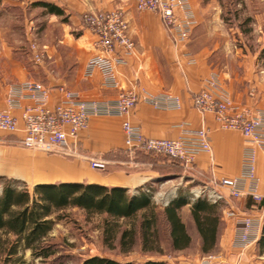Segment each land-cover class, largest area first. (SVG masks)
Here are the masks:
<instances>
[{"label": "crops", "instance_id": "obj_1", "mask_svg": "<svg viewBox=\"0 0 264 264\" xmlns=\"http://www.w3.org/2000/svg\"><path fill=\"white\" fill-rule=\"evenodd\" d=\"M189 1L197 24L186 42L175 45L160 18L150 11L137 10L134 0H0L1 110L8 108L9 87L26 80L38 81L48 88L52 103L61 97L62 88L76 91L86 100L111 103L121 89L134 84L153 95H175L180 100L179 108H158L141 101L132 108L129 120L139 126L145 136L176 138L184 128L205 126L212 146V153L199 154L191 169L175 166L177 170L160 175L155 167L163 161L150 162L143 156L145 151L130 152L124 148L122 117L94 115L79 134L78 156L17 146L10 143L9 134L1 131L0 146L4 147V165L8 169L5 174L32 185L39 182H95L138 193L146 188L155 190L154 185L159 184L161 178L187 173L205 183L210 190L223 194L216 247L227 245L237 251L241 249L232 246L236 223L227 211L262 219L264 202H255L250 197L231 198L215 183V179L239 173L244 139L237 130L219 128L211 114L202 117L192 106V95L201 89L203 80L215 72L235 103L264 108V10L260 15L263 29L258 36L262 43L252 48L245 43L236 45L235 35L223 30L224 23L215 0L206 3ZM214 6L217 8L215 14L211 13ZM52 7L60 9L61 13L50 11ZM114 8L123 11L127 34L134 42V51L127 63L116 67L118 88L104 86L99 71L90 77L83 75L86 61L98 49L95 35L82 22V14ZM217 27L220 31L215 30ZM191 40L193 43L189 44ZM32 43L42 54L39 63L33 59ZM184 53H189L188 57L194 60L192 64L188 63ZM251 88L255 89L254 96L249 94ZM19 103L25 105L29 100L22 98ZM11 113L21 126L20 107L12 108ZM90 160L104 161L108 170L90 168ZM263 172V154L258 152L257 173ZM182 191L185 190L177 187L168 192L161 205ZM152 198H155L154 192ZM190 201H193L192 197ZM189 206L181 208V218L191 236V244L200 245ZM241 259L236 256L234 261L233 257L223 260L240 263Z\"/></svg>", "mask_w": 264, "mask_h": 264}, {"label": "built area", "instance_id": "obj_2", "mask_svg": "<svg viewBox=\"0 0 264 264\" xmlns=\"http://www.w3.org/2000/svg\"><path fill=\"white\" fill-rule=\"evenodd\" d=\"M139 11L156 14L169 32L175 45L186 42L197 24V19L189 0H134ZM84 26L95 35L98 52L88 58L83 75L90 77L95 71L102 75V84L119 87L117 69L127 63L134 51V42L127 34V22L121 9L105 11L89 10L82 14ZM35 62H41L42 54L37 46L30 45ZM189 56V53H184ZM193 59L188 57V63ZM254 96L255 89L249 91ZM29 103L20 105L19 99ZM150 103L158 108H179L180 100L175 95H153L144 88L130 85L121 89L111 103L86 100L78 92L61 89V97L50 100V90L34 80L11 85L7 93V109H0V131L9 134L10 143L17 146L39 149L63 156H78L79 134L94 115H112L123 118L121 123L124 148L127 151L143 150L161 154L178 160L186 169H191L196 157L201 153L211 154L212 146L205 126L193 129L184 128L176 138H152L145 136L140 127L129 120L132 108L138 102ZM193 108L204 117L211 114L221 129L237 130L244 139L241 154V167L236 176L215 179L231 198L250 197L255 202H264V172L257 173V154L264 160V108L237 104L222 86L215 72L202 82L201 89L192 95ZM20 107L18 118L11 113L12 108ZM91 168L103 170L106 163L90 160ZM206 197L212 202L222 201L223 194L217 190L195 194L193 197ZM235 219L236 229L232 246L244 249L259 238L262 219L227 211ZM211 257V256H210Z\"/></svg>", "mask_w": 264, "mask_h": 264}, {"label": "trees", "instance_id": "obj_3", "mask_svg": "<svg viewBox=\"0 0 264 264\" xmlns=\"http://www.w3.org/2000/svg\"><path fill=\"white\" fill-rule=\"evenodd\" d=\"M50 11L61 13L54 7ZM164 157L167 160H163V164L156 163L155 167L160 175L177 170L175 166L183 167L180 161ZM18 185L17 179H5L0 192V255L3 254L5 260L22 259V254H17L26 250L32 258L47 259L54 255L57 250L49 233L68 208L82 210L86 219L101 216L103 240L110 247L116 241L121 252H129L137 245L144 253L153 255L160 253L161 222L172 249L183 250L191 245V236L180 214L181 208L190 204V217L200 237L201 252L211 253L216 247L223 201L212 202L203 196L190 201L192 195L182 191L159 207L152 200V188L129 193L125 187L95 182H39L31 189ZM257 246L258 255L264 257V223ZM80 264L172 263L157 258L120 261L110 256L91 255L82 259Z\"/></svg>", "mask_w": 264, "mask_h": 264}, {"label": "rangeland", "instance_id": "obj_4", "mask_svg": "<svg viewBox=\"0 0 264 264\" xmlns=\"http://www.w3.org/2000/svg\"><path fill=\"white\" fill-rule=\"evenodd\" d=\"M209 0H201L206 3ZM217 8L220 9V17L224 23L223 30L235 35L236 45L245 43L248 47H255L260 45L258 36L263 29L260 23V15L264 10V0H215ZM215 6L211 8V13L217 9ZM220 31V29L215 28ZM217 31V32H218ZM218 36V34H216ZM261 35V34H260ZM193 37V36H192ZM223 39L222 35L220 36ZM193 39V38H192ZM172 40V38H171ZM193 43V40L188 42ZM262 43V42H261ZM1 132V131H0ZM4 147L0 146V192L2 183L5 179H17L19 187L26 185L29 189L32 188V183L25 182L20 178H13L6 173L8 169L5 167V152ZM143 156L150 162H156L167 159L164 156L154 153H143ZM88 166L91 168L90 164ZM108 169H103L107 171ZM165 181H167L165 183ZM154 199L153 202L159 207H162L165 201V194L179 187L192 195L201 192L210 191L202 181L193 179V176L186 173L184 176H174L172 178H161L159 184L154 185ZM192 200V199H191ZM63 218L59 220L49 233L51 243L56 246V253L47 259L32 258L29 250L22 254V259L15 258L5 260L3 254L0 255V264H80L81 260L91 255H103L116 258L120 261L138 260L141 261L150 256L144 253L140 246H133L129 252H121L116 241L110 247L105 243L102 235V217L98 215L91 216L89 219L85 218L82 210L78 208H68L62 212ZM190 224V222H188ZM264 223V214L262 217V225ZM161 230L160 253H153L152 256L156 258H164L165 261L172 264H264V257H259L257 239L241 250H231L227 245L222 247H215L211 253H202L200 246L194 242L183 250H174L167 243V237L163 223L159 224ZM261 234V231H260ZM260 237V235H259ZM211 256V257H210ZM241 257L240 263H234L235 257ZM233 257V261L226 262L224 258ZM248 260V262L245 261ZM225 262V263H224Z\"/></svg>", "mask_w": 264, "mask_h": 264}]
</instances>
